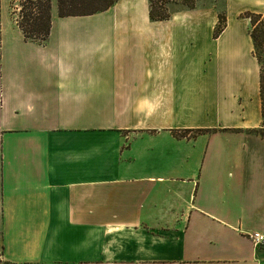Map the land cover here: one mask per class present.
<instances>
[{"label":"crops","instance_id":"1","mask_svg":"<svg viewBox=\"0 0 264 264\" xmlns=\"http://www.w3.org/2000/svg\"><path fill=\"white\" fill-rule=\"evenodd\" d=\"M11 3L0 0V264H264L249 238L264 235V139L248 133L261 107L234 37L212 38L217 14L154 21L149 0H118L60 17L51 0L41 44Z\"/></svg>","mask_w":264,"mask_h":264},{"label":"trees","instance_id":"2","mask_svg":"<svg viewBox=\"0 0 264 264\" xmlns=\"http://www.w3.org/2000/svg\"><path fill=\"white\" fill-rule=\"evenodd\" d=\"M118 0H57L58 15L60 17L90 16L104 12L112 7ZM171 0H149V17L154 21L167 20L170 18L167 5ZM180 1L188 9L196 8V0ZM51 0H37L30 6H24L23 18L18 22L26 40L44 43L49 37L51 30ZM246 18L250 21L249 37L253 46V56L259 66V96L261 103V117L263 125L258 131L248 130V133L257 134L264 138V13H247ZM226 26V16L218 15V23L213 32V38L217 39ZM216 129H199L196 133H205ZM191 130L176 132L177 137H191Z\"/></svg>","mask_w":264,"mask_h":264},{"label":"rangeland","instance_id":"3","mask_svg":"<svg viewBox=\"0 0 264 264\" xmlns=\"http://www.w3.org/2000/svg\"><path fill=\"white\" fill-rule=\"evenodd\" d=\"M36 1L37 0H12L11 7L14 19L21 21L23 18L24 6H30L31 3H36ZM167 7L170 17L172 16L173 12L188 9L182 5L180 1L176 0H171ZM196 8L217 14V22L214 26V29L218 23V15L224 14L226 16L225 29L217 39L223 36L222 41H226L229 35L234 37V42L239 46V55L236 57L235 65L245 67L248 76L247 82L249 83L251 90V101H257L258 105L261 107L259 96V66L255 57L253 56V46L249 37L250 21L248 18H246V14L249 12L263 14L264 0H196ZM229 26L231 32L230 34H227L226 32ZM224 50V47L219 48V65H222L225 61ZM260 119L261 120L258 122V127L255 128L257 131L261 129L263 125L262 117H260ZM209 132L213 131L211 130Z\"/></svg>","mask_w":264,"mask_h":264},{"label":"built area","instance_id":"4","mask_svg":"<svg viewBox=\"0 0 264 264\" xmlns=\"http://www.w3.org/2000/svg\"><path fill=\"white\" fill-rule=\"evenodd\" d=\"M249 238L254 246H260L264 243V235L260 233H253L249 235Z\"/></svg>","mask_w":264,"mask_h":264}]
</instances>
